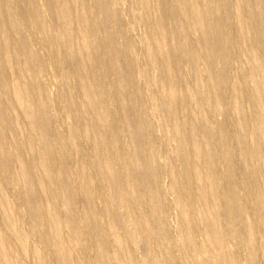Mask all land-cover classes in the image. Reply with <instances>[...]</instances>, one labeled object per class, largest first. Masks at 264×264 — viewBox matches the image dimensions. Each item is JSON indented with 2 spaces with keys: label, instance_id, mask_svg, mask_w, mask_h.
<instances>
[{
  "label": "bare ground",
  "instance_id": "obj_1",
  "mask_svg": "<svg viewBox=\"0 0 264 264\" xmlns=\"http://www.w3.org/2000/svg\"><path fill=\"white\" fill-rule=\"evenodd\" d=\"M0 264H264V0H0Z\"/></svg>",
  "mask_w": 264,
  "mask_h": 264
},
{
  "label": "rangeland",
  "instance_id": "obj_2",
  "mask_svg": "<svg viewBox=\"0 0 264 264\" xmlns=\"http://www.w3.org/2000/svg\"><path fill=\"white\" fill-rule=\"evenodd\" d=\"M150 109V108H149ZM153 109V108H152ZM147 110H148V104H147ZM148 117H149V120H150V122H151V124L156 128V125H155V119L150 115V113H148ZM159 132L157 131V133H156V137H157V139L159 140V141H162V138H161V135H159L158 134ZM159 136V137H158ZM161 161H163V160H161ZM174 217V216H173ZM173 217H171V221H172V218Z\"/></svg>",
  "mask_w": 264,
  "mask_h": 264
}]
</instances>
